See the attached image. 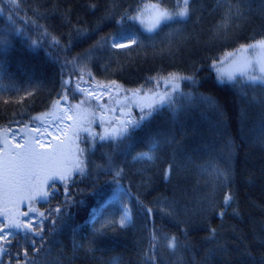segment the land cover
Returning <instances> with one entry per match:
<instances>
[{"label":"trees","instance_id":"1","mask_svg":"<svg viewBox=\"0 0 264 264\" xmlns=\"http://www.w3.org/2000/svg\"><path fill=\"white\" fill-rule=\"evenodd\" d=\"M147 3L183 7V0H0V128H29L57 102L73 114L49 165L31 176L4 173L0 186L25 180L35 195L38 185L52 190L53 180L43 183L49 168L77 159L84 167L66 187L57 178L55 195L22 207L37 210L24 219L33 231L13 229L0 264H264V79L221 80L215 69L264 41V0H193L186 19L152 32L121 19ZM132 32L134 44L111 45ZM96 81L126 90L166 82L174 90L124 123L105 109L109 95L90 90ZM154 142L158 159L148 164L141 154ZM117 184L130 194V218L121 226V207L109 204L92 220Z\"/></svg>","mask_w":264,"mask_h":264},{"label":"rangeland","instance_id":"2","mask_svg":"<svg viewBox=\"0 0 264 264\" xmlns=\"http://www.w3.org/2000/svg\"><path fill=\"white\" fill-rule=\"evenodd\" d=\"M152 4L157 5L156 3H147L145 5ZM143 9L144 6L142 10ZM167 11L175 14L173 10ZM153 15L154 10L149 9L145 13L146 21L147 18L153 17ZM165 21L167 20H161L157 28L162 24V22ZM139 25L142 31L149 32L144 24L140 23ZM130 38L134 39L136 42L138 40V33L132 32L124 35L120 34L113 37L110 43L113 47H116L114 45L119 43L132 45L134 43H131ZM215 69L218 77L221 80L222 78L232 80L238 75H244L251 79L262 80L264 79V47H261L259 44L256 45V47H248L239 50L232 57H230L226 63L216 66ZM170 84L165 82L164 84H160L149 89L134 88L126 90L121 89L119 86H114L111 83L96 81L92 83L90 90L92 92L99 93L102 96L109 95L110 100L104 106L106 107L105 109L111 111V108H113L115 111L114 117L119 118V121L123 120L124 123H129L132 120H135L138 115L144 114L146 111H148L149 101L154 100L153 98L162 99L167 95L169 96L174 90L172 86L169 88ZM177 84L178 85H175H180L179 83ZM123 114H125V116ZM72 115V110L68 104L65 102H57L49 112L38 115V117H36L35 123L29 128L27 125L19 124L7 128H0V176L5 173V169L3 167L4 162L15 157L17 153H26L29 147L34 149L42 156L51 157V153H53L52 151H54L57 147V142L66 135L71 125V119L73 117ZM113 133L117 132H112L110 134ZM90 148L86 147L84 155L82 156H85ZM74 154L75 151L74 153H71V156H74ZM54 162L59 163L58 160H55ZM49 163L50 161H48L47 165H49ZM17 181H14V183H9L5 187L0 186L1 208L9 206L22 208L25 204H27V202L32 203V200L29 201L27 199L29 195H32V191H28V183L25 180V182L22 180L18 182ZM39 186L40 185L36 186L38 188L34 187V189L38 190ZM130 202L131 197L129 192L122 184H117L111 193L103 199L96 209H94L91 219L94 220L102 211V209H104L109 204L119 205L123 213H125L127 210L129 214ZM8 219L9 214L5 216L0 215V228L3 227V224L7 222ZM12 237H14V235L9 236L8 239L10 240ZM4 244L5 243L3 241H0V245Z\"/></svg>","mask_w":264,"mask_h":264},{"label":"snow or ice","instance_id":"3","mask_svg":"<svg viewBox=\"0 0 264 264\" xmlns=\"http://www.w3.org/2000/svg\"><path fill=\"white\" fill-rule=\"evenodd\" d=\"M190 2H193V0H183V7L179 9V11L175 14L170 13L167 10H162L158 7V5L152 4V5H144V9L141 10L140 8H136L135 14H131L128 10H125L124 13L121 16V19L124 21H139L141 24H144L149 32L153 31L157 28V26L160 24L161 20H171L174 18V16H179L181 19H186L189 16V5ZM95 7V5H93ZM154 10L153 17L147 18V21L145 19V13L149 10ZM110 14V13H109ZM227 27V24L220 26L216 33H214L213 38L214 39H221L222 38V30ZM80 32L81 30H77ZM131 43H135V40L130 38ZM114 46L125 48L129 47L130 44L126 43H119L115 44ZM260 46L264 47V41L260 42ZM250 47H256L255 45H252ZM231 78V77H230ZM182 79L191 80L193 77L187 76L182 77ZM146 117L141 116L140 119L144 120ZM136 124H139V121L136 122ZM101 140L105 139V137L101 136ZM159 149V142H154L153 147L150 149L149 153H143L142 156H145L147 158L146 163L153 164L156 159H158L156 155V151ZM81 152L83 150H80ZM49 159H52V157H44L41 154L37 153L34 149L31 147L28 148L27 152L24 154L17 153L15 157L9 159L8 161H5L3 164V167L5 169V173L9 176V179H11V174L20 170H27V173L29 176H31L36 170H43L49 161ZM83 161L76 160L74 165L72 167H55V168H49L47 175L45 176V179L43 183L46 185L48 180H53V184L51 186L52 190H46L44 187H41L39 190L36 191L35 195H29L27 199L29 201L34 200L35 196H39L42 199L46 200L49 195H55V180L58 178L61 181L65 182V187L67 186V181L71 178L73 169L77 170L80 174L84 173V167ZM120 172L117 171V175H119ZM167 173H165V179L167 180ZM228 204V198L225 199V205ZM171 206V204H170ZM31 212H36L37 210L35 208H30ZM57 212L60 211V209H56ZM23 216H28L29 213L25 212L22 213ZM40 216H43V213H39ZM223 215V214H221ZM129 214L127 210L125 211L124 215L122 216L120 220L121 226H123L127 220L129 219ZM13 229L20 231V230H28L33 231L32 224L31 223H24L21 220L13 217L9 218L7 222L3 224V227L0 228V241H3L5 244H11V241L8 239L9 236L14 235L15 233L12 231ZM8 230V231H5ZM41 230H42V224H41ZM28 231L25 232V236H28ZM36 235H39V231H35ZM213 236L216 234V230H212ZM168 246L170 248L175 247V238L173 237L172 240L169 242ZM6 249L4 245H0V253L5 252Z\"/></svg>","mask_w":264,"mask_h":264},{"label":"water","instance_id":"4","mask_svg":"<svg viewBox=\"0 0 264 264\" xmlns=\"http://www.w3.org/2000/svg\"><path fill=\"white\" fill-rule=\"evenodd\" d=\"M8 211L10 213V218L15 217V218H17V219H19V220L22 221L23 217L24 218L27 217V216H23L22 213H25V212L30 213V208H28V209L25 210L23 208H15L14 206L3 207V208L0 207V215L1 216H3ZM15 231H17V230H15Z\"/></svg>","mask_w":264,"mask_h":264},{"label":"flooded vegetation","instance_id":"5","mask_svg":"<svg viewBox=\"0 0 264 264\" xmlns=\"http://www.w3.org/2000/svg\"><path fill=\"white\" fill-rule=\"evenodd\" d=\"M7 214H9V218H10V213H9V211L6 212L3 216H5V215H7ZM25 218H26V217H25ZM25 218L23 217L22 222H24V219H25Z\"/></svg>","mask_w":264,"mask_h":264}]
</instances>
